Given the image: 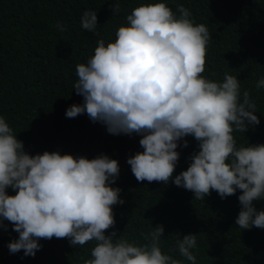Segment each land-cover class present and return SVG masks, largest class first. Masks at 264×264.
<instances>
[{"label": "clouds", "instance_id": "9594fccd", "mask_svg": "<svg viewBox=\"0 0 264 264\" xmlns=\"http://www.w3.org/2000/svg\"><path fill=\"white\" fill-rule=\"evenodd\" d=\"M110 10L117 15L120 5ZM176 11L178 17L164 2L142 4L127 15V26L116 30L114 42L99 40L94 55L76 65L73 89L84 103L72 105L66 117L86 113L109 134L141 135L143 152L127 160L138 182L167 185L171 180L200 201L212 191L224 199L239 190L235 224L264 229V211L253 204L264 200V144L238 148L233 136L259 125L256 105L248 91L241 102L237 77L225 73L222 82H215L202 75L208 28L194 24L184 5ZM97 19L95 11L86 10L82 29L95 32ZM256 88H264V78ZM187 136L199 142V151L173 180L178 142ZM119 172L118 161L103 155L92 160L58 152L30 156L0 116V227L6 220L19 234L8 244L10 253L23 250L24 256L35 257L42 248L39 240L67 238L75 247L96 242L83 264H182L162 253V225L153 227L144 245L117 238L115 231L105 235L116 223L113 206L124 203L121 190L110 186ZM8 188L16 194H6ZM196 247L193 234L176 244L191 264H196Z\"/></svg>", "mask_w": 264, "mask_h": 264}, {"label": "trees", "instance_id": "16d2710c", "mask_svg": "<svg viewBox=\"0 0 264 264\" xmlns=\"http://www.w3.org/2000/svg\"><path fill=\"white\" fill-rule=\"evenodd\" d=\"M159 2L177 17V6L184 5L194 24L208 28L202 75L215 82H222L225 73L237 77L241 102L248 91L260 120L245 133L233 132L237 147L264 144V88H256L264 78V0H0V116L30 156L58 152L77 159L103 155L118 161L119 177L110 186L121 190L119 198L124 203L113 206L116 223L105 235L115 231L117 238L144 245L149 242L144 237L162 225V253L182 264L191 262L179 255L176 244L189 234L197 235V247L192 249L196 264H264V229L243 230L235 224L241 210L239 190L224 199L212 191L200 201L171 180L167 185L138 182L127 160L143 152L141 135L109 134L104 124L94 123L86 113L66 117L72 105L84 103L73 89L76 65L94 55L99 40L114 42L116 30L127 26L126 17L134 8ZM114 4L120 5L117 15L110 10ZM86 10L97 13L95 32L81 27ZM184 140L176 149L180 157L173 180L187 170L190 157L199 151L194 137ZM6 194L16 192L8 188ZM253 204L257 211H264V200ZM2 223L0 264H83L96 243L75 247L67 238L42 239L35 257H26L23 250L10 253L8 244L18 240L19 234L10 222Z\"/></svg>", "mask_w": 264, "mask_h": 264}]
</instances>
